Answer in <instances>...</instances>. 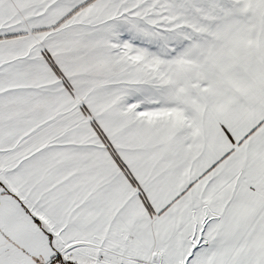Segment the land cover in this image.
<instances>
[{
  "label": "snow or ice",
  "instance_id": "snow-or-ice-1",
  "mask_svg": "<svg viewBox=\"0 0 264 264\" xmlns=\"http://www.w3.org/2000/svg\"><path fill=\"white\" fill-rule=\"evenodd\" d=\"M0 264H264V0H0Z\"/></svg>",
  "mask_w": 264,
  "mask_h": 264
}]
</instances>
